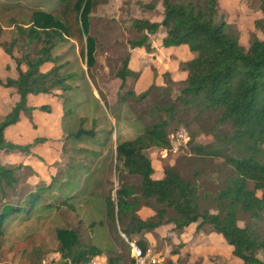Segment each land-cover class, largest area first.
Masks as SVG:
<instances>
[{"label":"trees","instance_id":"16d2710c","mask_svg":"<svg viewBox=\"0 0 264 264\" xmlns=\"http://www.w3.org/2000/svg\"><path fill=\"white\" fill-rule=\"evenodd\" d=\"M55 1L57 8L54 11L32 10L27 19L14 24V37L8 42L0 41V49L12 61L15 71V77H0V86L12 88L16 94V100L0 117V153L28 154L33 144L43 141L37 137L31 143L21 145L4 137L5 128L15 124L20 114L32 123L33 109L50 111L46 104L27 105L28 94L71 89L68 81L75 73L61 71L64 62L58 63L59 56L53 54L58 44L76 41L81 46L80 55L86 68L94 64L97 42L91 32L90 14L102 0ZM160 5L162 11L158 22L131 20L133 35L126 41L128 49L137 47L150 52L149 36L162 28V47L186 45L192 53L191 58L178 65L185 77L177 82L165 79V86L151 83L138 93L123 90L127 76H138L128 68L129 52H124L113 73L118 79L116 105H122L129 98L140 102L151 89L160 87L165 91L164 87L169 83L177 84V94L166 105L147 106L152 113L146 122L143 121L141 132L114 145V158L118 163L117 185L112 197L107 194L102 198L104 219L99 224L109 221L115 225L112 228L117 239L115 247L102 250L93 244L82 243L72 227H55L56 264H85L101 254L105 256L106 264H130L131 257L125 252L127 244L119 232L145 248L148 242L143 234L168 223L174 232H180L192 223L195 231L207 227L231 247V253L240 260L238 264H264V225H258L264 214V38L253 36L246 45L240 44L236 33L218 13V0H160ZM258 10L260 19L253 25L264 31V0H258ZM32 44L37 46L33 57H30V50H21L19 56L12 54V47L21 49L24 45L29 48ZM43 63L50 64L46 71L39 70ZM194 109V117L203 113L213 116L212 125L205 130L198 129V133H208L213 140L206 145L199 144L194 140L197 133L192 131L183 148L199 158L221 159L218 164H213L217 172L223 171L222 185L214 190L201 187L200 170H193L190 177H183L176 163L165 164L162 176L152 178V166L144 152L150 147L167 151L170 124L173 121L183 123L176 119L177 113ZM67 112L63 111L64 114ZM81 121L78 119L76 128L68 131L64 139L80 141L87 138L95 143V129L82 127ZM224 125L227 129L221 130ZM106 139L104 136L102 140ZM35 174L28 165L0 162V236L7 222L18 216L28 219L56 183L59 190L67 183L58 182L54 175L47 184L38 181L32 186L27 179ZM55 198L54 203L43 206L75 211L74 191ZM141 206L149 208L153 214L140 218L137 210ZM240 215L247 217L243 226L237 223ZM176 250H170V253L175 254Z\"/></svg>","mask_w":264,"mask_h":264},{"label":"rangeland","instance_id":"374dc122","mask_svg":"<svg viewBox=\"0 0 264 264\" xmlns=\"http://www.w3.org/2000/svg\"><path fill=\"white\" fill-rule=\"evenodd\" d=\"M55 2V0H0V41L8 42L14 37V24L27 19L32 10L54 11L57 8ZM161 11L160 0H102L97 4L90 14L91 32L96 37L97 48L94 64L89 69L80 55L81 46L76 41L62 42L54 48L53 54L59 56L58 63L64 62L61 71L75 73L73 79L68 81L71 89L63 92L54 89L49 93L48 99L40 101L41 103L37 100L34 102L48 104L51 108L50 115L58 111L60 113L63 107V111H68L64 114V133L73 131L78 119H82V127L95 129L96 141L92 143L87 138L80 141L63 139L61 151L56 145L51 146L53 160L50 163L43 162V165L39 163L35 169L46 181H49L50 175L53 174L58 182L67 183L61 186V190L56 188V183L44 195L28 219L18 216L5 224L3 234L0 236V264H56L58 255L55 252L56 241L53 232L55 227H72L82 243L93 244L102 250L115 247L114 241L117 239L112 229L115 225L112 226L109 221L99 224V221L104 219L102 198L107 194L112 197L117 185L118 163L114 158V145L140 133L143 121L146 122L152 113L147 106L155 103L166 105L172 102L178 86L176 83H169L167 88L164 87L165 91L160 87L154 88L144 100L133 102L132 98H129L118 106L115 104L118 79L113 73L119 66L120 58L128 49L126 41L133 35V31L130 30L131 20L138 18L158 22ZM217 11L236 33L240 44L246 45L253 36L264 38L263 29L253 25L254 21L260 19L258 0H218ZM163 35L162 28H159L149 36L153 46L151 53L134 49L129 65L133 72L142 76V80L149 78L152 80L151 83L158 86H165V79L173 82L181 80L184 72L178 65L192 56L186 45H180V48L173 51H162L160 40ZM36 47L35 44L29 48L22 45L21 49L12 47L11 50L14 56H19L21 50H30V57H33ZM1 56L0 52V58ZM49 67L48 63L43 65L41 70ZM21 68L24 69V65H21ZM8 72L10 76L15 77L12 61L10 68H4L3 71L1 69L2 78ZM125 82L123 90L133 88L135 78L127 76ZM149 83L148 85L151 84ZM9 90L11 97L14 89ZM195 112L194 109L177 113L176 119L183 123L176 124L173 121L170 124L171 132L168 137L171 140L177 139L176 132L182 129L187 135L192 131L196 132L194 140L199 144L206 145L212 142L210 134L198 133V129L205 130L212 125L213 116L203 113L200 117H194ZM226 129L225 125L221 128ZM108 130L110 132L106 134ZM104 136H107V139L103 141ZM184 144L185 142L176 145L175 151L170 150L171 146L167 151L154 147L146 149L144 152L152 166L151 177L160 178L165 164L176 163L183 177H190L191 171L200 170L198 181L203 189L214 190L221 186L223 171L217 172L213 167V164H218L221 159L210 161L208 158L191 155L183 148ZM3 158L7 157L0 153V162ZM7 160L15 163L17 158L10 156ZM36 180L37 176H32L27 182L32 184ZM71 191L75 192V198L72 200L74 212L57 209L54 206L47 208L43 206L49 202L54 203L55 197L59 194ZM137 214L140 218H148L153 212L143 206ZM246 220L245 215H240L237 223L243 226ZM258 225H264V214ZM194 226L192 223L180 232H174L170 223L156 228L150 237L151 244L154 250L161 254L162 264L240 263V260L231 253V247L219 234L210 232L207 227L195 231ZM174 249H177V253L171 254L170 250Z\"/></svg>","mask_w":264,"mask_h":264},{"label":"crops","instance_id":"0c3cea01","mask_svg":"<svg viewBox=\"0 0 264 264\" xmlns=\"http://www.w3.org/2000/svg\"><path fill=\"white\" fill-rule=\"evenodd\" d=\"M151 46H152V44H151ZM177 48H180V45L176 46V47H166V48L162 47L161 49H162V51H166V50L173 51L174 49H177ZM134 49H138V50L142 49V51H144L143 48H137V47L132 48V49H127V51L129 52V59H128V64H127L128 68L130 67L129 66L130 65V59L134 53ZM0 52L2 55L0 58L1 59L0 71H1V69L3 71V69L5 68L6 65H8V67L10 68L11 60L1 49H0ZM151 52H153V46H152V50L149 53H151ZM144 53H145V51H144ZM46 64H48V63H43L39 67V70L43 71V70H41V67L43 65H46ZM47 69L48 68H46L44 71H46ZM144 70H145V68H144ZM6 76H10V73L8 72V74ZM138 76H137V78H135L133 88H130L135 93H138V92L145 90L149 86L148 83L152 82V80H150L147 77H146L147 79L143 78V80H142V76L141 75L139 77ZM0 77H2L1 74H0ZM3 77H5V76H3ZM11 77H13V76H11ZM184 77H185V72H184V76L181 79H183ZM144 80H148V81L146 82ZM9 89L10 88H3L0 86V117L3 116L9 110L10 106L16 100V94L15 93L12 94L11 97H9V95H10ZM48 96H50V95L49 94H37V95L28 94L27 95V105H30L33 107H37L39 105H44V104H39V102L43 101L44 99L45 100L48 99L47 98ZM36 100L39 102L35 103L34 101H36ZM46 105H48V104H46ZM50 110H51V108H50ZM40 114H45V115H40ZM31 116H32V123L28 122L25 115L20 114L19 120L15 124L10 125V126L5 128L4 137L6 140H8L12 143L21 144V145L31 143L33 141V139L37 138V137L43 138V141L33 144L29 148L28 154H24L22 152H17V151H12L9 153H2L4 155V157L6 156L8 158L10 156H15L17 158V161L15 163L7 160V158H3L2 163H5V164L21 163V164H25V165L30 166L33 169V171L36 173L35 175H32V176L33 177L37 176V178H38V180H36L32 184H30L33 186L38 181H42L43 183L47 184L50 181L51 176H54L53 174L50 175L49 181H46V180L42 179V177H40V175L37 172V169H35V168L37 167V165L39 163H41L43 165V162L44 163H50L53 160V154H51L53 149L51 148V146L54 147L56 145L58 147V150L61 151V147L63 145V139H64L67 132L64 133V130H65L64 113H63L62 108H61L60 113L58 111L54 115H50V111L49 112H43V111H39L37 109H33L31 111ZM23 118H24V121H22ZM32 124L34 125V127L32 126ZM32 176H30L29 178H31ZM27 181H28V179H27ZM141 208H143V206H141L138 210H140ZM138 210H137V212H138ZM142 219H144V218H142ZM154 231H156V228L154 229ZM153 232H147V233L143 234V236L146 238V240L148 242V245H151V246H152V244H151L152 242H151L150 237H151V234ZM125 252L128 253V248H125ZM100 257H102L105 260V256L103 254H101Z\"/></svg>","mask_w":264,"mask_h":264},{"label":"built area","instance_id":"2783aa9c","mask_svg":"<svg viewBox=\"0 0 264 264\" xmlns=\"http://www.w3.org/2000/svg\"><path fill=\"white\" fill-rule=\"evenodd\" d=\"M177 139L170 141V150H177L176 145L186 142L187 134L184 130L180 129L176 132ZM169 150V149H168ZM120 237L126 242L128 248V254L131 257L130 264H162L161 254L154 250L153 246L148 245L145 248H141L135 241L128 240L125 235L119 232ZM85 264H106L105 260L96 255L90 258Z\"/></svg>","mask_w":264,"mask_h":264}]
</instances>
